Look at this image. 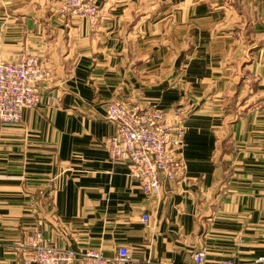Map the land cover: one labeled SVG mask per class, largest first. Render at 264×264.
I'll return each instance as SVG.
<instances>
[{"label":"crops","instance_id":"obj_1","mask_svg":"<svg viewBox=\"0 0 264 264\" xmlns=\"http://www.w3.org/2000/svg\"><path fill=\"white\" fill-rule=\"evenodd\" d=\"M95 3L92 27L59 0H0L2 58L49 71L41 104L0 124V264L34 232L108 258L124 246V264L264 257V0ZM115 99L184 110V171L156 197L108 160Z\"/></svg>","mask_w":264,"mask_h":264},{"label":"built area","instance_id":"obj_2","mask_svg":"<svg viewBox=\"0 0 264 264\" xmlns=\"http://www.w3.org/2000/svg\"><path fill=\"white\" fill-rule=\"evenodd\" d=\"M59 1L70 18L87 20L92 27L97 24L100 17L95 0ZM48 78L49 71L36 55L21 51L14 61L8 62L0 53V124H16L22 110L37 108L42 102L41 86ZM104 119L115 126L106 142L108 160L128 164L130 176L146 197L160 194L161 178H179L184 171L182 150L186 133L182 107L142 109L115 99L106 105ZM142 220L147 221L148 216L143 215ZM19 248L20 264H124L130 259L124 246H118L115 256L108 258L100 250L52 246L41 232L28 236ZM192 263L206 264L204 250L192 254ZM263 263L264 257H258L250 264Z\"/></svg>","mask_w":264,"mask_h":264}]
</instances>
